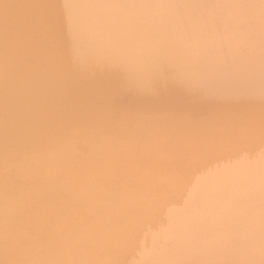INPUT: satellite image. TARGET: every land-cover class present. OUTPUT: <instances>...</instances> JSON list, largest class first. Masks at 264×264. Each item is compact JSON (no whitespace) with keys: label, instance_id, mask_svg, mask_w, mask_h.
<instances>
[{"label":"bare ground","instance_id":"1","mask_svg":"<svg viewBox=\"0 0 264 264\" xmlns=\"http://www.w3.org/2000/svg\"><path fill=\"white\" fill-rule=\"evenodd\" d=\"M0 264H264V0H0Z\"/></svg>","mask_w":264,"mask_h":264}]
</instances>
